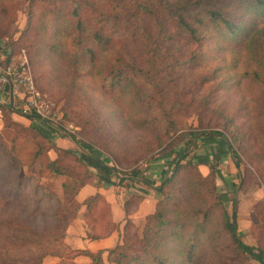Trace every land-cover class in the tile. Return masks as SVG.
Masks as SVG:
<instances>
[{
	"label": "rangeland",
	"instance_id": "1",
	"mask_svg": "<svg viewBox=\"0 0 264 264\" xmlns=\"http://www.w3.org/2000/svg\"><path fill=\"white\" fill-rule=\"evenodd\" d=\"M28 12L29 0H0V60L4 64L13 63L18 67L24 65L28 69L36 91L47 104L49 119L43 122L35 116L28 105L27 97L22 95H15L12 99L8 98L5 104H0L4 108L10 105L14 111L11 118H5L0 113V221L12 224L9 229L13 230L16 229V223L20 226L25 224L38 235L52 229L55 211L63 199L62 182L65 176L46 172L37 175L29 171L30 166L42 168L41 162H44V158H56L57 148L76 154L86 153L89 148L97 150L106 163L117 168L118 176L123 181L115 185L98 183L97 173L91 169L96 175L87 184L89 188L84 189L67 206L71 210L80 204L77 217L59 234H64V238L50 245L53 250L61 254L64 252L67 259L70 257L67 253L68 247L86 248V236L90 234V229L91 232L99 229L98 225V229L92 225L90 228L82 217L85 205H81L80 200L89 190L100 185L105 189L106 199L123 197L124 201V197L137 196V204L138 196L145 198L146 193L154 197L155 204L161 198L156 191V187L162 185L160 172L167 169L168 162L174 156H168L170 147L172 144H176L175 147L182 146L187 140L178 141L180 132L218 130L234 143L242 165L236 168L230 155L224 161L220 159L217 165L219 173H215L217 191L224 197V206L230 218L233 202L237 199L240 239L247 245L264 248V72L256 71L261 69L258 65L264 49H258L255 44L245 47L247 39L236 47L223 45L218 48V44L209 43L206 57L194 61V65L166 72L167 76L162 78L159 85L170 86L173 81V88L168 89L167 86L160 93V98L154 96L155 100L149 101L150 94H147L137 97V100L134 97L135 102L125 98L120 90H108L102 86L100 75L97 74L100 61L92 70L82 67L75 71L71 66L72 59L64 62L48 50V37L41 31L38 35L21 38L27 27ZM255 20L257 28L262 29L264 15ZM35 24L39 27L38 18ZM50 26L55 29L54 24ZM41 37L44 40H38ZM13 40H17V44ZM67 40L70 45V39ZM177 48L188 53L190 46L182 42ZM113 53L115 51L103 52L99 57L107 64L106 56L111 62ZM165 62L170 66L167 59L163 61ZM214 69L216 73H211ZM210 73L216 75V78L199 83L202 77L210 76ZM203 104L209 107L207 111L198 109ZM148 105L155 110L162 105L165 109H180L179 117L175 118L183 130L171 135L162 134L165 130L155 118L150 117ZM136 115L137 120H152H149L148 126L141 127L134 123ZM32 126H38L49 139H44L37 131L34 132ZM160 135L162 139L159 141L157 138ZM197 142V145L192 143L189 146V157L201 152L203 144ZM35 152H42V157L34 159ZM132 168L141 169L154 185L143 184L137 178L128 179L125 174ZM198 169L203 176L209 173L206 165H199ZM169 172L170 170L168 174ZM19 177L21 180L19 179L20 184L17 185ZM116 182L119 180L116 179ZM132 198L135 203L136 198ZM134 206L136 204H131L129 208L133 224L128 226L127 232H133L141 238L146 215L134 218ZM114 212L118 220L115 225H118L116 232L119 233L120 243L125 234L122 231L125 214L121 217L124 211ZM104 226L111 227V224L104 221L101 231ZM107 229L106 227L105 230ZM13 230L10 234L14 233ZM4 240L5 236L0 233L3 256L8 253ZM216 247L219 252L223 249V254L227 258H233V261L218 260V253L214 252L200 264H240L230 251L227 237L222 235L217 240ZM103 256L104 264H113L107 261L106 252ZM72 261L76 264L87 263L90 259L86 255H80ZM58 262L59 258L54 256H47L43 260V264ZM247 264L259 263L249 256Z\"/></svg>",
	"mask_w": 264,
	"mask_h": 264
},
{
	"label": "trees",
	"instance_id": "2",
	"mask_svg": "<svg viewBox=\"0 0 264 264\" xmlns=\"http://www.w3.org/2000/svg\"><path fill=\"white\" fill-rule=\"evenodd\" d=\"M28 14L27 27L21 38L38 35L41 31L48 37V50L64 62L72 59L71 66L75 71L82 67L92 70L100 61L97 74L102 86L108 90H120L125 98L135 102L137 97L147 94H150L149 101L155 100V95L160 98V93L168 86L159 85L167 76L166 72L194 65V61L206 57L209 43L218 44V48L223 45L236 47L247 39L245 47L255 44L258 49H264V37H258L264 36V26L257 28L255 20L264 15V0H29ZM37 18L39 27L35 24ZM52 24L55 25L54 30L50 26ZM67 39H70V45ZM17 40L13 42L17 44ZM38 40H44V37ZM182 42L190 46L188 53L177 48ZM109 51L115 53L111 55V62L106 56L105 61L108 62L105 64L99 54ZM261 54L258 65L261 69L257 72H264V51ZM166 59L171 67L168 62L163 63ZM211 73H216V70ZM211 73L202 77L199 83L215 79L216 75ZM174 86L172 81L168 89ZM208 108L203 104L198 109L207 111ZM147 111L164 128L162 134L171 135L183 130L175 118L179 117L180 109H165L162 105L155 110L148 105ZM13 112L10 105L8 108L0 107V113L5 118H11ZM137 117L134 123L141 127L148 126L149 120H152H137ZM32 129L44 139H49L38 126H32ZM178 136L180 142L187 140L182 146L172 144L170 147L168 156H174L167 169L161 170L162 185L156 187L161 198L155 203L153 212L146 215L142 237L127 231L128 226L133 224L129 208L131 204H136L134 209L137 211L144 197L138 196V204L137 196L124 197L125 224L122 231L125 234L122 242L95 252L68 247L70 257L67 259L64 252L61 254L50 245L64 238V234H59L77 217L80 204L71 210L67 206L95 178L96 174L91 169L97 173V182L104 185L120 184L123 178L118 176L117 168L106 163L93 148L80 154L57 148L56 158H44L42 168L30 166L29 171L37 175L46 172L65 176L62 182L63 199L55 211L52 229L43 235L32 232L25 224L20 226L16 223L13 230L9 229L12 224L0 221V233L5 236L4 247L8 252L3 256L0 248V264H43L47 256L59 258V262L53 264H76L72 259L80 255L88 256L90 262L77 264H104V252L107 261L113 264H200L214 252L218 253V260L233 261V258L223 254V249L220 253L216 247L222 235L228 238L230 251L240 264H247L249 256L264 264L263 246L253 247L240 239L237 199L233 202L230 218L224 206V197L217 191L215 173L220 158L200 159L194 155L189 157L188 153L192 143L197 145V141L204 138H218L224 146L221 152L230 155L236 168H240L242 160L234 143L218 130L186 131ZM157 139L160 141L162 135ZM41 157L42 152L34 153V159ZM201 164L209 168L206 176L198 169ZM125 175L130 180L137 178L143 184L154 185L139 168H132ZM19 179L21 177L17 185L20 184ZM132 197L136 198L135 203ZM81 205H85L84 223L90 228H99L97 232L90 229L88 239L105 238L116 231L118 225L112 219L110 203L103 194L96 192L89 195L81 201ZM104 221L111 227L104 226L101 231ZM11 230L14 233L10 234Z\"/></svg>",
	"mask_w": 264,
	"mask_h": 264
},
{
	"label": "crops",
	"instance_id": "3",
	"mask_svg": "<svg viewBox=\"0 0 264 264\" xmlns=\"http://www.w3.org/2000/svg\"><path fill=\"white\" fill-rule=\"evenodd\" d=\"M200 142L203 144L202 146V150L201 152L197 153L195 156L200 158V159H204V158H208V159H212V158H222V160H226V158H228V155L222 153L221 151L223 150L224 146L222 144V142H219V139H202L200 140ZM220 153V154H219ZM203 165L205 166V164H201L200 167H203ZM217 173H219V171H217ZM89 187L86 185L84 186L78 193L77 197L84 191V189H88ZM90 192L87 193V196L92 195L96 192H99L101 194L105 195V189L103 186H98V188H92V190H89ZM84 197V198H85ZM83 198V199H84ZM82 199V200H83ZM80 200V201H82ZM108 202L110 203V208L112 210V218L113 221L115 223L118 224V220L115 218V212H122L123 213V197H121V199L119 198H107ZM154 197L151 196L150 194H146L145 193V198L142 200V202L139 205V208L137 209V211H135V213L133 214V217L135 218L136 216H145L149 213H151L154 209ZM121 217H124V213ZM120 221V220H119ZM119 227L121 228V225H119ZM119 233L118 232H113L111 235H109L108 237L105 238H101V239H95V240H90L87 238L86 240V248H80V249H89L93 252L98 251V250H106L109 249L111 247H113L118 241H119ZM76 249V248H75Z\"/></svg>",
	"mask_w": 264,
	"mask_h": 264
},
{
	"label": "built area",
	"instance_id": "4",
	"mask_svg": "<svg viewBox=\"0 0 264 264\" xmlns=\"http://www.w3.org/2000/svg\"><path fill=\"white\" fill-rule=\"evenodd\" d=\"M24 65L4 64L0 60V104L15 95L27 97L28 105L34 115L43 122L48 121V109L45 101L35 89L33 78Z\"/></svg>",
	"mask_w": 264,
	"mask_h": 264
}]
</instances>
